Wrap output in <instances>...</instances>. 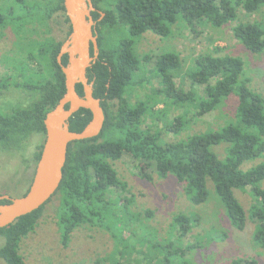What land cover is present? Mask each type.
Wrapping results in <instances>:
<instances>
[{
  "label": "trees",
  "instance_id": "16d2710c",
  "mask_svg": "<svg viewBox=\"0 0 264 264\" xmlns=\"http://www.w3.org/2000/svg\"><path fill=\"white\" fill-rule=\"evenodd\" d=\"M92 3L97 8L92 11L94 19L100 17L98 10L105 14L96 26L99 57L87 69V76L92 82L94 96L101 99L105 119L99 135L68 145L63 177L54 194L59 198L55 217L61 228L62 242L66 244L72 230L81 223L102 226L110 215V218H117L118 223L113 226L116 231L111 228L113 236L135 247L136 241H131L136 240L134 231H128L126 237L117 235L129 226L124 222L130 217L119 210L121 207L126 210L125 203H121L124 198L108 197L112 191L121 192L126 188L112 162L129 154L153 163L160 177L173 174L183 183L184 193L194 203L206 200V181L211 179L230 223L239 230L246 225V211L233 189L249 187L255 198L250 214L259 222L254 240L264 246V188L259 186L264 180V160L247 171L240 169L244 161L264 155V99L248 87V78L239 80L242 60L212 52L199 55L193 68L186 71L192 83L188 91L175 85L174 78L182 64L178 53L160 54L152 71L160 79V87L153 89V93L161 95L163 102L191 104L198 117L215 110L224 97L236 94L241 126L228 124L219 130L193 133L182 140L161 143L160 130L143 127L145 118H160L163 114L162 110H155L160 99L151 95L131 103L125 97L127 88L147 80L140 72L150 57L136 53L135 43L139 36L152 32L166 37L177 21L190 25L206 21L221 26L236 20L240 8L246 13L255 12L264 5V0H92ZM57 16L62 17L63 23L59 35L52 31ZM7 25L17 34V50L16 54L6 56L13 59L12 65L22 79L16 86L23 95L13 106L0 110V151L23 155L32 135L41 134L44 138L43 118L65 91L64 75L56 57L71 26L64 0H14L0 9V28ZM112 29L126 35L117 42L111 41L108 38ZM232 33L249 50L255 53L264 50V23L239 22ZM62 63H67L66 55ZM196 85L204 86L203 95L196 92ZM9 86L8 78L2 77L0 95ZM76 89L82 94L80 84ZM90 117L89 110L80 108L69 119L70 129H82ZM183 123L182 117H176L165 128L178 132ZM42 143L34 153V162ZM220 143H227L223 158L212 150L213 145ZM43 207L0 228L4 239L0 245V259L5 264H25L19 252L20 241L34 229ZM172 222L178 237L152 246L162 253L161 264H189L184 255L195 244L181 246L178 238L189 233L192 219L179 213ZM231 264H257V260L240 258Z\"/></svg>",
  "mask_w": 264,
  "mask_h": 264
},
{
  "label": "rangeland",
  "instance_id": "374dc122",
  "mask_svg": "<svg viewBox=\"0 0 264 264\" xmlns=\"http://www.w3.org/2000/svg\"><path fill=\"white\" fill-rule=\"evenodd\" d=\"M13 2L14 0H0V9ZM254 21L264 23V5L253 13H246L240 8L236 20L221 26H214L206 21L191 25L177 21L166 37L152 32L139 36L135 43L136 53L150 57L140 72L147 80L141 85L127 88L125 97L134 103L156 95L153 89L160 87V79L152 72L155 59L164 52L173 51L182 60L181 69L174 78L175 85L184 91L192 87L186 71L193 68L199 55L212 52L240 58L243 71L239 80L248 78V87L264 99V50L260 53L249 50L232 33V28L237 23ZM61 22L62 17L57 16L52 23V31L56 35L61 34ZM125 35L112 29L108 39L117 42ZM16 40L17 34L9 25L0 28V79L7 77L10 82L9 88L0 95V110L13 106L23 95L16 86L22 79L12 65L13 59L6 56L16 54ZM19 56L22 58L23 55L19 53ZM195 90L203 95L204 86L196 85ZM155 97L160 99L155 110H162L163 114L159 115L160 118H145L143 127L153 131L160 130L161 143L182 140L193 133L219 130L228 124L241 126L238 98L234 93L224 97L215 110L199 117L195 116L196 109L187 102L181 105L171 104L161 101V95ZM176 117H182V129L174 132L165 128ZM42 141L41 134L32 135L28 150L23 155L0 151V194L18 196L25 192L34 171V153ZM226 146L227 143H220L213 145L212 150L223 158ZM263 160L264 155L246 160L240 165V169L247 171ZM112 164L126 183V188L121 192L112 191L108 197L124 198L121 203H125L126 210L122 207L119 210L130 217L129 221L124 222L129 226L117 235L126 237L130 231H134L133 237L136 240L131 241H136L135 247H131L126 240L113 236L111 228L114 229L113 226L118 223L117 218H110V215L102 226L90 222L76 226L64 244L61 240V228L55 217L59 198L54 195L44 205L34 229L20 241L19 252L25 264H161L162 253L152 245L178 237L179 233L172 220L179 213L187 214L192 219L189 233L178 238L181 246L195 244L184 255L189 264H231L234 259L240 258H254L257 264H264V246L256 242L253 236L259 222L250 214L255 198L249 187L233 189L234 196L246 211V225L243 230H239L230 223L211 179L206 181V200L194 203L184 193L183 183L178 182L173 174L160 177L154 164L149 161L123 154ZM259 186L264 188V180L259 182ZM147 211H151V214L148 215ZM3 240L0 235V245ZM0 264L5 263L0 259Z\"/></svg>",
  "mask_w": 264,
  "mask_h": 264
},
{
  "label": "water",
  "instance_id": "95a60500",
  "mask_svg": "<svg viewBox=\"0 0 264 264\" xmlns=\"http://www.w3.org/2000/svg\"><path fill=\"white\" fill-rule=\"evenodd\" d=\"M71 32L61 44L56 61L64 75L65 91L43 118L45 134L39 157L29 185L24 193L10 196L0 194V228L13 223L18 217L45 205L56 193L63 177L70 142L93 138L101 132L105 119L101 99L93 94L87 69L99 57L97 21L94 19L92 0H64ZM67 56V63L62 57ZM82 86V94L76 86ZM80 108L90 111L91 117L80 130L70 129L69 119Z\"/></svg>",
  "mask_w": 264,
  "mask_h": 264
},
{
  "label": "flooded vegetation",
  "instance_id": "af4514ba",
  "mask_svg": "<svg viewBox=\"0 0 264 264\" xmlns=\"http://www.w3.org/2000/svg\"><path fill=\"white\" fill-rule=\"evenodd\" d=\"M36 163V162H35ZM33 174V173H32ZM31 178H32V175H31ZM31 180V179H30ZM10 195V194H9ZM10 196H12V195H10Z\"/></svg>",
  "mask_w": 264,
  "mask_h": 264
}]
</instances>
